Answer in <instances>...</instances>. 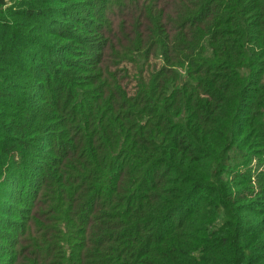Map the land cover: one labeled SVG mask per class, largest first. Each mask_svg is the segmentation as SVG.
<instances>
[{
    "label": "trees",
    "instance_id": "1",
    "mask_svg": "<svg viewBox=\"0 0 264 264\" xmlns=\"http://www.w3.org/2000/svg\"><path fill=\"white\" fill-rule=\"evenodd\" d=\"M20 179L2 264H264V0H0Z\"/></svg>",
    "mask_w": 264,
    "mask_h": 264
},
{
    "label": "rangeland",
    "instance_id": "2",
    "mask_svg": "<svg viewBox=\"0 0 264 264\" xmlns=\"http://www.w3.org/2000/svg\"><path fill=\"white\" fill-rule=\"evenodd\" d=\"M128 82L125 80V83ZM133 86V82L129 81L128 87L131 88ZM261 169V168H260ZM259 168L257 169V171ZM26 185H21V179L15 182L13 185H11L10 191L8 188H3L1 195H0V229L3 230V232L6 231V228H4V220H8V224H11L13 220L17 221L20 220L18 218V211L21 209L23 210V204L22 202L27 198L26 191H25ZM0 247H4L5 249H0V258L2 262H4L7 258V253H4V251L9 249L8 243L2 241L0 239Z\"/></svg>",
    "mask_w": 264,
    "mask_h": 264
}]
</instances>
